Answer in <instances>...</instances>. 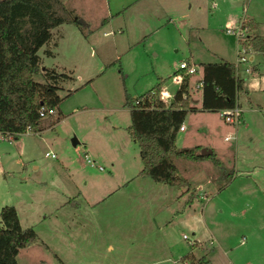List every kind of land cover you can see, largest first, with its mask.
Listing matches in <instances>:
<instances>
[{
	"label": "rangeland",
	"instance_id": "1",
	"mask_svg": "<svg viewBox=\"0 0 264 264\" xmlns=\"http://www.w3.org/2000/svg\"><path fill=\"white\" fill-rule=\"evenodd\" d=\"M213 1L215 6L208 7L209 0H61L63 7L84 21L77 24L81 31L77 41L65 35L56 56L42 62L69 74L56 82L57 106L66 114L51 124L55 106L40 117L46 120L42 131L0 138V165L5 169L0 171V201L17 204L20 224L32 226L36 233L35 241L18 247L19 264H136L135 247L151 248L144 256L147 264H189L199 255L209 264H264V142L260 137H264V106L242 109L248 128H241L240 119L234 130L242 146L237 152L246 154L250 165L255 162L251 154L255 149L248 135L250 139L256 135V179L255 175L234 177L219 191L206 190L205 199L196 197L191 204L189 219L168 215L166 209L174 241L168 250L155 240L159 230H142L146 216H156L157 205L128 203L126 197L102 193L120 182L123 172L139 167L136 146L125 128L123 93L133 96L156 80L172 90L171 72L178 59L232 60L236 40L224 32L222 16L234 23L242 15L244 22L246 14L254 15L256 32L263 37L256 59L264 68V0ZM49 45L46 42L44 47ZM42 49H37L41 55ZM248 54L239 66H250L255 55L252 50ZM242 73L249 76V70ZM32 77L45 80L40 71ZM258 92L264 104L261 87L248 97ZM244 102L240 101L243 108ZM210 122L219 127L207 155L212 157L215 144L226 141L220 128L225 124L217 113L210 114ZM181 134L176 130L174 139ZM84 152L102 168L89 164ZM125 187L135 189L131 184ZM202 190L197 189L198 194ZM20 194L28 198L29 206H24L31 214H22ZM68 213L71 224L65 222ZM181 233L194 242L184 259L180 253L190 242Z\"/></svg>",
	"mask_w": 264,
	"mask_h": 264
},
{
	"label": "trees",
	"instance_id": "2",
	"mask_svg": "<svg viewBox=\"0 0 264 264\" xmlns=\"http://www.w3.org/2000/svg\"><path fill=\"white\" fill-rule=\"evenodd\" d=\"M58 8L61 9L58 10ZM77 14L63 7L61 0H0V131L13 136L26 125L32 129L39 123L40 106L55 107L59 78L69 75L53 66H41L37 49L51 36V27L62 21L76 24ZM248 26L251 22H245ZM246 43L262 47V38L246 34ZM45 54L51 50L43 47ZM200 83L197 108L216 110L235 102V90L241 77L235 74L231 60L199 61ZM40 71L44 81L32 74ZM187 75L183 74L174 86L170 99L164 102L157 95L158 81L143 91L129 96L123 93L127 106V132L137 146L140 167L137 173L153 180L186 185L176 171L171 155L197 158L208 155L197 151L194 145H175L178 123L188 110L196 108L188 91ZM36 240L32 226H22L12 203L0 205V264H19L15 254L19 246ZM182 258L188 257L184 252ZM206 261V262H203ZM189 264H209L199 255Z\"/></svg>",
	"mask_w": 264,
	"mask_h": 264
},
{
	"label": "crops",
	"instance_id": "3",
	"mask_svg": "<svg viewBox=\"0 0 264 264\" xmlns=\"http://www.w3.org/2000/svg\"><path fill=\"white\" fill-rule=\"evenodd\" d=\"M207 5L208 7L215 6V2L213 0H209ZM243 16L244 15H242V17ZM246 18L247 21L251 22L249 24V31H247V33H255L260 35L259 33L256 32V18L254 17V15L250 13L246 14ZM222 19L228 21L229 16L224 15L222 16ZM50 31H51V36L47 40V43L50 45L47 46V48L51 50V53L50 54L44 53L43 55L38 53L40 56L41 66L46 65V63H42L45 58H54L56 56V52L58 51L57 47L61 44L65 35L69 34L71 35L70 38L72 40H76L81 34V31L79 30L77 24L70 21L59 22L58 24L52 26ZM261 38L263 42V37L261 36ZM49 40H51V42L53 43L51 44ZM45 44L46 42L43 43L39 48H43ZM261 48H258L256 46L255 47L250 46V51L252 50L254 52L255 58L253 62L250 63L249 76L248 74L247 75L245 73L243 74L242 73L243 70L240 67H238L236 74L241 77V80L239 87L235 90V103L239 106L240 113L237 121L234 124L222 121V123H224L225 125H222V127H220L222 130L221 139L226 141V143L225 144L222 143V145L215 144L216 148L215 151L213 152L212 157L205 155L197 158H189L178 155H171V160L176 168V171L185 179L186 185L176 186L173 183L153 180L148 175L137 173V170L140 167V160L138 157L139 167L137 168L136 171L129 174L123 172L120 178L121 179L120 182L112 186V188H110V190H107V192L106 190L102 192L103 196L113 194L120 197H126L125 201H127L128 203L135 201L147 205L149 204L157 205L158 210L156 216L155 217H153L152 215L146 216L147 221L145 225L144 224L142 225V230L144 229L147 231L149 228H156L157 230H159V233L156 235L155 240L161 244L162 248H166V250H168V248H170L174 244V241L172 240L170 234L171 223L169 219L171 216L168 217L166 214L167 212L168 215H174L175 213H177L176 216L183 215L184 219L185 218L189 219L191 218L190 217L191 207L193 206V205L191 206V204L195 203L196 197L198 198L203 197V199H205L206 193L207 191H209V189H212L213 191H219L228 181L232 180L234 177L241 178V176H243L244 178H247L248 176L255 175V179H256V135H254L252 139H250V136L248 135L249 142L252 145L251 147H254L252 149H255L251 153L253 155L252 158L255 160V162H253V164L250 165V164H246L249 163L247 162L248 161L246 157L247 155L237 152V150L241 149L242 146H241V142L237 143L235 139L234 130L237 128L236 124L239 122L240 119H241L240 124L242 125L241 128H248L247 122L243 121L241 116L242 109L254 110L256 105L264 106L263 102H259L261 101V97L259 95L260 92H258V95L255 93L256 96L254 98L248 97V94H250L253 91H256V88L261 87L262 89H264V68L262 67V63L258 59H256V52L258 51V49ZM89 51L92 52V49H90ZM184 59L187 61H191L195 66V72L187 76V81L189 86L188 91H189L190 102L194 106H196V108L185 112L182 118L184 127L183 129H180V131H182V134L180 135L179 139L178 138L174 139V144L175 145L197 144L199 146L197 148L198 152L200 147H206L209 149L208 152H211L213 147L212 136L214 133L219 132V129H217L219 127L217 125H212L210 122V114L212 112L216 113V110L197 108L199 104V88L198 86H194L193 82L199 76L200 73V66L198 64L199 61H215L218 60V58L214 60H198L196 62L189 57ZM219 59H224V58H219ZM191 76H193V78ZM156 81H158V88H157L158 94H164L163 101L164 102L168 101L170 99L172 90L167 91L166 86L164 85L163 82H160L159 80ZM242 100L247 101L246 103L244 102L247 105V107L243 108V106H241L240 101ZM55 106L57 109L56 117L51 121V124L61 120L66 114V113L64 114V112L57 106V104ZM262 108L264 109V107ZM40 117H39L38 125L35 127V129H32L35 130V132L42 131L46 126L45 123L46 120H43L42 122V120H40ZM257 125L260 127L261 122L257 121ZM226 126H229V128H226ZM226 129L227 130L231 129L230 131H228V134L231 136H229L228 138H222L224 131H227ZM247 131L248 130H246V132ZM260 137L263 140L262 142H264V137L262 135H260ZM131 140L134 142L132 138ZM245 144L248 145L247 143ZM108 145L113 146V148L115 146L114 142L113 143L110 142L108 143ZM115 152L118 153L117 155L121 153L119 152L118 149ZM136 153H137V146H136ZM238 162H242V163L244 162V163L239 164ZM229 164L230 167L226 168V166H228ZM4 170H5L4 167L0 165V171L3 172ZM42 180L43 179H38L36 182ZM253 181L254 184L252 186L254 187V189H256V181L254 179ZM130 184L135 189H132L130 187L129 188L125 187L126 185L129 186ZM200 188H202L203 190L201 193L198 194L199 191H197V189ZM19 197H20L19 205L21 207L22 214H24V216L31 214L30 211L27 213V207L24 206V205H28V198L25 197L23 194H20ZM1 202L2 200L0 201V205L3 204ZM12 204L15 206L17 216L20 222L19 206L15 203ZM166 209L167 212H165ZM170 212H172V214H169ZM185 212H187L188 216L185 215ZM71 220L72 217L70 216V213H68L65 222H67V224H71ZM83 220H85V218H83ZM146 236L148 235L146 234ZM192 243L194 242L191 241L189 243L190 244L189 248L184 252L191 251ZM147 250H151V248H147L145 251V249H140L135 247L132 250V254L135 258L134 260L139 261L136 264H147V260H145L146 258H144V256L147 255L146 254ZM184 252L180 253V256Z\"/></svg>",
	"mask_w": 264,
	"mask_h": 264
},
{
	"label": "built area",
	"instance_id": "4",
	"mask_svg": "<svg viewBox=\"0 0 264 264\" xmlns=\"http://www.w3.org/2000/svg\"><path fill=\"white\" fill-rule=\"evenodd\" d=\"M223 30L226 33L232 34L236 40V48L234 53V59L232 60V64L234 67L235 74L237 73L238 67H240L243 71L249 70L248 65L243 64L239 66L240 63L245 62L249 58V51H250V45L246 43V34H247V26L246 23L243 21L242 17L236 20L234 23H230L229 21H225L223 24ZM195 72V66L191 61H187L185 59H178L176 62L175 69L171 72V79L173 82H175V85L180 81L181 76L183 74H186L187 76L189 74H192ZM200 78L199 76L194 80L193 85L199 86ZM158 97L163 100L164 94H158ZM54 107H44L40 106L38 109V114L40 116L45 115L46 113L53 112ZM217 115L221 118L222 121L234 124L239 116L240 108L239 106L234 102L232 105L229 106H223L216 109ZM183 119L178 123L177 129H183ZM32 130V128L29 125H26L23 131ZM11 133H4L0 131V138H6L11 139L12 138ZM229 134H223L222 138H228ZM45 154H49L51 156H54L55 153L53 151L45 150ZM85 159L89 162L91 165H95L97 168H102V165L100 163H94L92 159L88 157V154L84 152ZM181 237L186 238L189 242L192 240L190 238H187L185 234L181 233Z\"/></svg>",
	"mask_w": 264,
	"mask_h": 264
},
{
	"label": "water",
	"instance_id": "5",
	"mask_svg": "<svg viewBox=\"0 0 264 264\" xmlns=\"http://www.w3.org/2000/svg\"><path fill=\"white\" fill-rule=\"evenodd\" d=\"M76 21H77L78 23H83V22H84V21H83L81 18H79V17L76 18ZM208 151H209V149L206 148V147H200V148H199V152H200V153H207Z\"/></svg>",
	"mask_w": 264,
	"mask_h": 264
}]
</instances>
